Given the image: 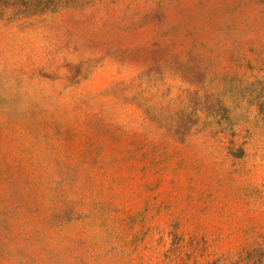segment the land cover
<instances>
[{
  "label": "rangeland",
  "instance_id": "1",
  "mask_svg": "<svg viewBox=\"0 0 264 264\" xmlns=\"http://www.w3.org/2000/svg\"><path fill=\"white\" fill-rule=\"evenodd\" d=\"M0 264H264V0H0Z\"/></svg>",
  "mask_w": 264,
  "mask_h": 264
}]
</instances>
